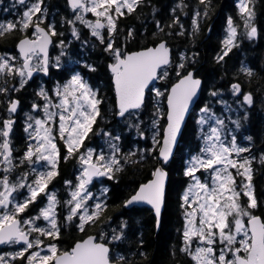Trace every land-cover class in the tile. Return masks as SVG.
Instances as JSON below:
<instances>
[{"label": "snow or ice", "instance_id": "obj_1", "mask_svg": "<svg viewBox=\"0 0 264 264\" xmlns=\"http://www.w3.org/2000/svg\"><path fill=\"white\" fill-rule=\"evenodd\" d=\"M18 2L24 4L25 0ZM199 3L205 7L203 12L195 11L191 19L193 37L200 30V17L207 18L211 7V0H199ZM67 5L73 17H64L62 23L71 26L72 36L80 39L77 22L86 26L112 61L107 67L114 83V114L126 120L138 116L145 107L146 93L149 92H154L157 98L166 99V111L160 107L161 101L157 100L151 119L150 148L122 153L118 143L121 135H113L103 129L100 133L107 137V153L103 147L85 146L90 133L100 134L93 132V126L97 117L101 116L100 105L104 101L99 88L93 87L80 72H73L69 79L64 83L57 82L52 89H46L42 84L38 87L36 95L42 98L43 103L33 102L31 108L33 112L42 109V116L26 114L23 130L28 142L17 158L10 134L15 124L12 117L20 100L11 98L10 94L24 89L35 72L49 74L51 61L48 49L53 44V37L63 36V32L57 31L55 19L48 20L44 0H34L19 19L0 22V38L20 34L16 43L18 54H0V95L5 97L0 103L6 105L8 113V118L2 121L3 126L0 127V245L18 246V250L0 255V264H10L9 257L11 261L19 259L22 264H129L127 256L113 252V248L127 238L128 222L121 220L117 228L108 224V230H104L110 189L103 187L100 197L104 199H100L89 186L94 179L103 177L118 182L117 174L123 172L130 157H138L132 162L142 163L154 153L159 164L151 171V178L141 183L122 201L121 206L150 205L158 228L165 204L166 166L173 157L185 116L202 85L191 67L196 63L198 53L189 57L182 52L179 62L172 69L177 80L170 89L162 91L158 87H150L154 81L168 77L169 67L174 63L164 37L173 35L171 29L174 27L179 29L177 35L183 36L186 31L179 16L175 15L176 8L172 9L171 23L155 21L158 32L152 33L153 46L129 51L126 45L135 38V29L129 27L123 37L124 44H117L119 19L135 12L142 6V0H67ZM178 7L182 10L186 5L181 3ZM237 7L243 21V35L250 40L257 38L252 0H239ZM88 13H92L95 19L86 18ZM29 28L32 29L31 36L28 35ZM165 28L169 31L165 32ZM237 41L238 26L229 15L222 48L216 56L217 62L229 55L237 46ZM83 43L88 41L85 39ZM59 46L61 53L54 62L57 69L62 66L61 56L68 55L65 40L60 39ZM84 66L89 71H96L92 64L84 62ZM240 71L248 77L255 74L252 68L244 65ZM10 80L17 83L10 86ZM231 92L238 98L236 102L240 108L254 104L252 92H244L240 83L231 84ZM211 95L219 96L220 92L213 91ZM220 103L227 104L223 100ZM200 111L197 123L200 125L202 147L190 155L183 170V175L190 182L181 197L184 227L180 251L194 264H264V219L254 214L258 207H264V200L258 202L252 184V164L256 157L250 154L251 145L237 143L235 131L243 126L242 121H247V111L236 120L229 118L234 129H229L225 120L207 105ZM165 117L166 123L161 127L160 120ZM141 123L143 121L132 123L128 120V128H134L137 135L143 138L146 129H141ZM204 125H208L207 132ZM246 139L252 141L251 136ZM244 153L249 155H242ZM70 158L76 160L78 168L75 183L64 180L70 198L62 202L57 191L48 186L59 175L60 161L63 159L66 162ZM261 162L264 163V153L261 154ZM24 165L28 166V170L11 179L13 172ZM232 169H235V175ZM201 170L208 173L203 181L197 175ZM237 177H241L239 185ZM242 194L246 197L243 204L240 200ZM38 198L43 206L33 215L29 209ZM61 205L67 209L64 224L60 223L61 212L58 211ZM106 219L111 221V217ZM70 224H74L86 238L76 241L71 248H62L61 232ZM98 226L100 228L95 235L87 234ZM193 237L196 238L195 247ZM139 243L143 245L142 238Z\"/></svg>", "mask_w": 264, "mask_h": 264}, {"label": "trees", "instance_id": "obj_2", "mask_svg": "<svg viewBox=\"0 0 264 264\" xmlns=\"http://www.w3.org/2000/svg\"><path fill=\"white\" fill-rule=\"evenodd\" d=\"M238 2V0H211L209 16L207 18L200 17V30L195 37L192 35L191 19L195 11L203 12L205 7V5L199 3V0H142V6L137 8L135 12L119 19L120 32L118 36L122 39V44H124L123 37L126 35L127 29L131 27L135 29V38L128 41L126 47L129 51H139L145 46H153L154 37L152 33L158 32L155 21L160 20L162 24L171 23L174 15L172 9L176 8L175 15L179 16L186 31L183 36H180L176 34L179 31L178 27H174L171 29L173 35L164 37L172 50L174 63L169 67V76L163 81L160 80L158 86L164 91L176 82L177 77L172 69L179 62V54L182 52L189 57L193 53H198L196 63L191 67L195 69L198 78L203 80L204 85L202 97L188 121L177 152L172 162L167 166L169 185L160 230L156 232L155 217L151 210L139 207L127 210L121 206L122 201L137 190L141 183H146L151 178V171L159 164L154 153L142 163H134L132 161L138 159V157H130L128 163L124 165L123 172L117 174L118 182L109 180L105 184L106 187L110 185L108 187L110 191L107 194L109 207L104 215L106 224L103 227L104 230H108V224L112 228H117L121 220L128 222L127 238L114 247L113 252L114 254L122 253L127 256L129 264H194L190 257L180 251L184 227L181 197L186 190L187 183L183 170L190 155L198 152L201 147L200 128L197 126L196 116L198 110L207 103L209 106L214 107L213 111L216 114L225 116L227 120L229 118L236 120L247 111V121H242L243 126L236 132L245 137H252L250 145L253 150L251 149V154L259 160L258 162L255 161L252 167V184L255 187L258 202L264 200V163L261 162V154L264 153V0H252L255 10L254 23L258 29V37L251 40L243 35V21L238 11ZM181 3L186 5L182 10L178 7ZM44 6L47 7L48 16L55 19L57 31L63 32V36L72 35L71 26L62 23L64 17L69 19L73 17L72 10L67 5V0H44ZM25 10V7L15 5L14 0H12L10 10L8 8L0 10L2 15L0 16V22L10 20L9 11L12 15L18 14L19 19ZM229 15L234 18L238 26L237 46L223 61L217 62L216 56L222 48L221 42L226 35L227 17ZM13 18L17 19L14 16ZM76 26L80 31V39L76 40L84 41L86 39L91 44V34L85 29V26L79 22ZM209 29L211 30L209 31ZM167 31L169 29L165 28V32ZM19 35V33H16L13 36L0 38V54L11 53L17 55L16 42ZM83 54L84 52L78 51L77 54H72V57L75 59L82 58ZM87 54L93 57L91 60L100 69L99 75L105 74L108 60L102 51L98 53V56L100 54L102 56L97 59L94 57L96 52L93 47H89ZM242 65L252 68L255 74L252 77L243 74L240 71ZM16 83L17 81L11 80L10 84ZM233 83H240L244 92H252L254 104L251 107H239L236 102L238 98L231 92V84ZM213 91L220 92V95L212 96ZM22 94L24 95V93ZM22 94H18L19 99ZM239 99H242V97ZM221 100L226 101L227 104L220 103ZM156 102L155 93L150 92L145 107L139 112L138 116L129 117L127 120L122 119L121 127L118 126V133L122 137V153L126 154L137 149L151 147L149 135H151V119ZM25 103L24 101V105ZM160 104V107L166 111L165 98ZM26 107L28 106H24V108ZM128 120L132 123L143 121L140 127L146 129V138L138 136L134 128L129 129ZM115 122L119 125V120H115ZM165 123V118L160 120L161 127ZM225 123L228 125V122ZM122 163H124L123 160ZM61 169L64 176L68 174L67 166L62 165ZM34 211L31 214L35 215L37 210ZM254 214L264 219V207H258L254 210ZM107 217H111V221H107ZM99 228L100 226L91 229L87 234L95 235ZM83 238H86L85 234L78 231L74 224H70L62 229L61 247L71 248L76 241ZM141 238L144 241L143 245L139 243ZM141 253L146 255L142 256ZM8 259L10 264H22L19 259L16 261H11L10 257Z\"/></svg>", "mask_w": 264, "mask_h": 264}, {"label": "flooded vegetation", "instance_id": "obj_3", "mask_svg": "<svg viewBox=\"0 0 264 264\" xmlns=\"http://www.w3.org/2000/svg\"><path fill=\"white\" fill-rule=\"evenodd\" d=\"M239 1V0H238ZM34 2V0H25L24 4H20L18 0H14V4L18 6H23L27 8L30 6V4ZM12 6V0H2L0 2V10L8 8L11 9ZM16 9H19L16 7ZM39 15V14H37ZM0 16L1 13H0ZM18 14H11L9 11V18L10 20H17ZM5 17V15H4ZM86 18L88 19H95L94 15L92 13L86 14ZM48 20L51 21L53 18L48 16ZM85 29H87L89 32L90 30L85 26ZM32 29L29 28L28 35L31 36ZM63 39L65 40V43L67 45L65 51L68 53L66 56H61V68L57 69L54 67L55 57L59 56L61 53V48L59 46V40ZM90 42L87 44H84L83 41H77L72 35H65V36H59V37H53V44L51 45L49 49V57H50V72L48 75H45L41 72H35V75H33V78L28 82L27 85H25V88L22 89L19 92H11V98L13 99H19L18 94L24 93L20 96V105L18 106V110L15 114H13V119L15 120V124L13 125L12 133L10 134L13 148H14V156L17 158L20 157L23 153V151L26 148L27 144V134L24 132V126H25V120L27 118L26 114H33V115H40L42 116V109L33 112L31 105L33 102H36L38 104H42L43 100L41 97H38L36 95V91L38 90V87L42 84L46 89H52L54 88L55 84L57 82L64 83L67 79L70 78V75L73 72H80L84 78L95 88L100 89V97L103 98V103L100 105L101 109V116L97 117L96 124L93 126V132L94 133H100V130L103 129L104 131H110L114 133V129L117 131L116 134H119V127L122 125V118H118L114 114L116 110V104H115V91H114V83L112 80V74L110 70L108 69L107 65L111 63V59L108 56L107 53L103 52V46L99 44L97 39L90 35ZM17 43V42H16ZM117 44H122V39L118 36L117 38ZM95 45V47L93 46ZM89 47H93V49L96 52V55L94 56L96 59L100 56H98V53L102 51V53L107 58V65H106V73L103 75H99L100 69L97 68L94 61L91 59L93 58L91 55L87 54V51ZM17 50V48H16ZM78 51L84 52L82 58H73L72 54H77ZM11 54V53H10ZM16 55V54H11ZM84 62H87L89 64H92L96 67V71L92 72L89 71L85 66ZM11 80L9 81V85L11 86ZM28 89V92H27ZM26 91V92H25ZM148 94V93H147ZM54 96V93L52 94ZM2 99H5L3 95H0V101ZM24 101L26 102L24 105ZM24 106H28L24 108ZM6 105L4 103H0V127H2V121L6 118H8V113L6 112ZM113 113V114H112ZM115 120H119V125L116 124ZM119 126V127H118ZM107 140V137H104L102 133L98 135H94L93 133L89 134L88 139L85 141V146H92L94 148L99 149L100 147H103L104 151L107 150V143L105 142ZM120 147H122V137L121 140L118 142ZM248 143V142H246ZM250 144V142H249ZM83 151V149H81ZM64 152L62 150L61 155L63 156ZM251 154V153H250ZM249 155V153H248ZM67 166L68 167V174L63 175V171L61 169V166ZM77 162L75 159L70 158L66 162L62 159L59 163V175L49 184V189H54L57 191L58 198L63 202L66 199H69V194L66 190V186L64 185V180H73L75 183V175L77 173ZM28 170V166L24 165L22 167H18L15 172H13L11 179H16V177L22 173ZM2 174V173H0ZM63 177V178H60ZM30 179L32 177L30 176ZM109 180L106 177L103 178H96L93 180L92 185H90L91 191H101L103 187H106L105 184ZM110 186V185H109ZM108 186V187H109ZM22 191V190H21ZM23 192V191H22ZM103 198V197H102ZM104 199V198H103ZM91 203V201H89ZM43 206L40 203V199L38 198V201L35 205L30 206L29 212H35L34 210H38L39 207ZM58 211L61 212V220L60 223L64 224L63 217L67 215V209L63 208V205H61V209H58ZM41 225L43 222H39ZM68 226V225H67ZM12 245H4L0 248V255L4 254L5 252L9 251V247ZM15 250H18V246H16Z\"/></svg>", "mask_w": 264, "mask_h": 264}, {"label": "rangeland", "instance_id": "obj_4", "mask_svg": "<svg viewBox=\"0 0 264 264\" xmlns=\"http://www.w3.org/2000/svg\"><path fill=\"white\" fill-rule=\"evenodd\" d=\"M161 81H163V79H160ZM158 88H160L161 89V87L160 86H158ZM156 100H159V101H161V103L163 102V97H159V98H157L156 97ZM160 106H161V104H160ZM207 106L208 107H210L211 109H212V111H213V108L214 107H211V106H209V104L207 103ZM203 108V107H202ZM202 108H200L199 110H198V112H197V116H196V118H197V121L199 120V118H200V115H201V109ZM214 112V111H213ZM215 113V112H214ZM216 114V113H215ZM218 117H220V118H223L224 120H225V122H228V125H227V123H225L228 127H229V129H234V125H232L231 123H230V120H227V118L225 117V116H222L221 114H216ZM197 126L200 128V125L197 123ZM204 131L205 132H207L208 131V125H204ZM236 131V130H235ZM116 131L114 130V133H113V135H116ZM150 133H151V135H152V129L150 130ZM236 134H237V143L238 144H240L241 146H249L250 144H249V142H251V141H248L247 139H246V137L244 136V135H240V133H237L236 132ZM149 135V134H148ZM151 135H149L150 136V141H151ZM200 135H201V133H200ZM240 136V137H239ZM144 138H146V136L144 137ZM246 142H248V143H246ZM201 147H202V140H201ZM251 149L253 150V148H252V146H251ZM108 145H107V150L105 151L106 153L108 152ZM195 154V153H194ZM242 155H248V153H244V154H242ZM251 155H253V154H251ZM189 159V158H188ZM255 161H259L257 158L253 161V164H252V167L254 166V162ZM184 167H185V165H184ZM231 171H233V174L235 175V169H232ZM197 175L200 177V179L203 181V180H205V178L208 176V173H205V172H203V170H201V171H199V172H197ZM184 178L187 180V183H186V188H187V185H188V183L190 182L189 181V178L188 177H186V176H184ZM29 180H31L30 179V177H29ZM236 180H237V185H239L240 184V180H241V177H238V178H236ZM23 191V190H22ZM97 197H100V191H92ZM100 199H103L102 197H100ZM244 199V201L242 202V200ZM245 197L243 196V194L241 195V197H240V200H241V203L243 204V203H245ZM166 200H167V198H166ZM165 206H166V202H165ZM165 210V209H164ZM183 220H184V218H183ZM39 223V222H38ZM195 245H196V238L195 237H193V247H195ZM15 248H16V246H11V247H9V251H7V252H11V251H15ZM7 252H5V253H7ZM4 253V254H5ZM4 254H2V255H4Z\"/></svg>", "mask_w": 264, "mask_h": 264}, {"label": "water", "instance_id": "obj_5", "mask_svg": "<svg viewBox=\"0 0 264 264\" xmlns=\"http://www.w3.org/2000/svg\"><path fill=\"white\" fill-rule=\"evenodd\" d=\"M50 47H51V45L49 46V49H50ZM49 49H48V52H49ZM171 49V48H170ZM17 51H18V49H17ZM171 58H172V50H171ZM33 75H35V73L33 74ZM202 81V85H201V88H200V90H199V92H198V95H197V98L195 99V102L193 103V105L192 106H190V108H189V112L186 114V116H185V121H184V125L182 126V129H181V133L178 135V137H177V143H176V145H175V147H174V149H173V157H172V159L170 160V162L169 163H171L172 162V160H173V158H174V156H175V154H176V152H177V149H178V147H179V145H180V143H181V140H182V138H183V133H184V130H185V128H186V126H187V124H188V121H189V119H190V117H191V115H192V112L195 110V108L197 107V105H198V103H199V101H200V99H201V97H202V93H203V88H204V85H203V80H201ZM157 83H158V80H156V81H154L153 82V85H150V87H155L156 85H157ZM170 89V88H169ZM146 97H147V93H146ZM146 101V100H145ZM165 105H166V100H165ZM127 115V114H126ZM118 118H121V117H119L118 116ZM166 119V118H165ZM168 163V164H169ZM168 166V165H167ZM166 166V167H167ZM168 185H169V174H168V178H167V181H166V187H165V202H166V197H167V189H168ZM135 207H139V208H148V209H150L151 211H152V209H151V206L150 205H147V204H143V203H141V204H138V205H134V206H129L128 208H126L127 210H130V209H132V208H135ZM164 209H165V204H164V206H163V208H162V212H161V219H160V226L157 228V226H156V232H158L159 230H160V227H161V221H162V216H163V213H164ZM153 212V211H152ZM153 215H154V212H153ZM2 245H0V247H1Z\"/></svg>", "mask_w": 264, "mask_h": 264}, {"label": "bare ground", "instance_id": "obj_6", "mask_svg": "<svg viewBox=\"0 0 264 264\" xmlns=\"http://www.w3.org/2000/svg\"><path fill=\"white\" fill-rule=\"evenodd\" d=\"M130 263V262H129Z\"/></svg>", "mask_w": 264, "mask_h": 264}]
</instances>
